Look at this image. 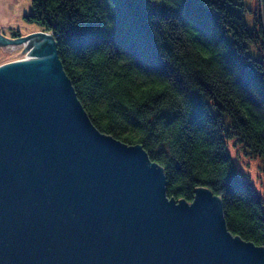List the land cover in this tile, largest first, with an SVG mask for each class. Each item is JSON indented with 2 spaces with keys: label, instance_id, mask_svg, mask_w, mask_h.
Here are the masks:
<instances>
[{
  "label": "trees",
  "instance_id": "obj_1",
  "mask_svg": "<svg viewBox=\"0 0 264 264\" xmlns=\"http://www.w3.org/2000/svg\"><path fill=\"white\" fill-rule=\"evenodd\" d=\"M260 1L253 27L243 0H33L25 18L54 34L93 124L164 168L169 198L209 188L230 232L264 246V195L229 149L264 158Z\"/></svg>",
  "mask_w": 264,
  "mask_h": 264
},
{
  "label": "water",
  "instance_id": "obj_2",
  "mask_svg": "<svg viewBox=\"0 0 264 264\" xmlns=\"http://www.w3.org/2000/svg\"><path fill=\"white\" fill-rule=\"evenodd\" d=\"M50 38L0 68V264H264L219 196L169 198L141 144L93 124Z\"/></svg>",
  "mask_w": 264,
  "mask_h": 264
},
{
  "label": "rangeland",
  "instance_id": "obj_3",
  "mask_svg": "<svg viewBox=\"0 0 264 264\" xmlns=\"http://www.w3.org/2000/svg\"><path fill=\"white\" fill-rule=\"evenodd\" d=\"M32 1L33 0H0V65L10 62V60L21 55V53L23 54L25 48L23 43H28L30 45L28 47L34 52L40 49V47L35 45V40L33 41V39L29 37H24L37 30L44 31L43 26L35 22H30L25 18L26 14L32 13L33 11ZM243 3L247 8L243 12V16L247 24L253 27L255 25V12L258 10L259 4L261 6V1L243 0ZM15 33H20V35H16ZM1 36L3 38H1ZM18 37L19 40L17 39ZM46 37L47 40H49L48 42H54V40L50 38L52 37L51 35H46ZM35 39H42L39 45L45 42L43 41V37H36ZM14 43L19 44L17 46L15 44V47H12ZM247 52L257 58L264 57V52L260 51L255 44H250ZM229 149L238 171L250 176V178L254 180L257 188L264 195V158L252 153L249 149L245 148L244 145L235 146L232 140L229 143Z\"/></svg>",
  "mask_w": 264,
  "mask_h": 264
},
{
  "label": "bare ground",
  "instance_id": "obj_4",
  "mask_svg": "<svg viewBox=\"0 0 264 264\" xmlns=\"http://www.w3.org/2000/svg\"><path fill=\"white\" fill-rule=\"evenodd\" d=\"M40 39H36V41H35V45H39L40 43H41V41H39ZM42 40V39H41ZM34 41V40H33ZM43 41H49V40H47V37H45V39L43 38ZM44 42V43H45ZM23 45L25 46V48H24V50H23V54L21 53V55H19L17 58H15V59H12V60H10V62H7L6 64H1L0 65V68H2V67H5V66H8L12 61H23V60H30L32 57H34L36 54L34 53V51H32L31 50V48L30 47H28V46H30L28 43H23ZM34 45V44H33ZM34 47V46H33ZM38 47V46H37Z\"/></svg>",
  "mask_w": 264,
  "mask_h": 264
},
{
  "label": "built area",
  "instance_id": "obj_5",
  "mask_svg": "<svg viewBox=\"0 0 264 264\" xmlns=\"http://www.w3.org/2000/svg\"><path fill=\"white\" fill-rule=\"evenodd\" d=\"M43 30H44V32H46L47 35H51V36L54 37V34L52 33V31L45 30V29H43ZM35 32H36V31L30 33L29 35H32L33 37H31V39H33V40L36 41V39H35L36 37H42V36L35 34ZM33 34H34V35H33ZM1 38H3V37L1 36ZM43 38H45V37H43ZM5 39H6V38H5ZM17 39L19 40V37H18ZM17 39H16V41H17ZM10 40H13V39H10ZM40 40H41V39H40ZM40 40H39V41H40ZM35 41H34V42H35ZM15 44H16V43H14V45H12V47H15ZM18 44H19V43H17L16 46H17Z\"/></svg>",
  "mask_w": 264,
  "mask_h": 264
}]
</instances>
